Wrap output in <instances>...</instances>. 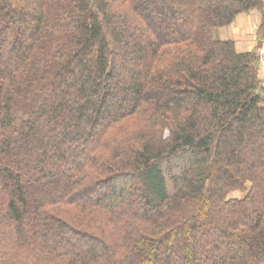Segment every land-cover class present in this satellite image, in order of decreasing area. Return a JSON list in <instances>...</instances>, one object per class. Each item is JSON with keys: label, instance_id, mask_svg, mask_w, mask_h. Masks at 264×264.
I'll return each instance as SVG.
<instances>
[{"label": "trees", "instance_id": "16d2710c", "mask_svg": "<svg viewBox=\"0 0 264 264\" xmlns=\"http://www.w3.org/2000/svg\"><path fill=\"white\" fill-rule=\"evenodd\" d=\"M263 44L264 0H0V264H264Z\"/></svg>", "mask_w": 264, "mask_h": 264}, {"label": "crops", "instance_id": "0c3cea01", "mask_svg": "<svg viewBox=\"0 0 264 264\" xmlns=\"http://www.w3.org/2000/svg\"><path fill=\"white\" fill-rule=\"evenodd\" d=\"M262 22V11L251 10L248 13H241L228 26L217 32V37L223 40H233L238 52H248L257 47L259 43L258 29ZM264 82V71L260 73Z\"/></svg>", "mask_w": 264, "mask_h": 264}, {"label": "rangeland", "instance_id": "374dc122", "mask_svg": "<svg viewBox=\"0 0 264 264\" xmlns=\"http://www.w3.org/2000/svg\"><path fill=\"white\" fill-rule=\"evenodd\" d=\"M22 19H24V18H22ZM229 25H230V24H229ZM226 26H228V25H226ZM223 27H225V26H223ZM223 27H220L219 29L214 30V36H215L216 38H218V37H217V32H218L221 28H223ZM221 40H223V39H221ZM263 46H264V44H263ZM263 46H262V47H263ZM261 66H262V70L264 71V63H263V64L261 63ZM263 86H264V82H263ZM133 183H134V182H133ZM248 188H250V185H248ZM234 196L237 197V198H243V197H244V194H241V193H235ZM232 197H233V196H232Z\"/></svg>", "mask_w": 264, "mask_h": 264}, {"label": "built area", "instance_id": "2783aa9c", "mask_svg": "<svg viewBox=\"0 0 264 264\" xmlns=\"http://www.w3.org/2000/svg\"><path fill=\"white\" fill-rule=\"evenodd\" d=\"M261 56H262L261 63L263 64V63H264V46H263V48L261 49Z\"/></svg>", "mask_w": 264, "mask_h": 264}]
</instances>
